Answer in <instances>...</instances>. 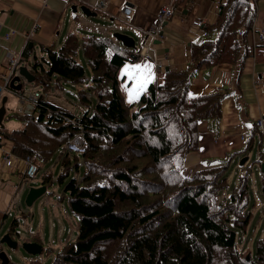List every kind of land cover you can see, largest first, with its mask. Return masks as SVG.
I'll list each match as a JSON object with an SVG mask.
<instances>
[{"label": "trees", "instance_id": "trees-1", "mask_svg": "<svg viewBox=\"0 0 264 264\" xmlns=\"http://www.w3.org/2000/svg\"><path fill=\"white\" fill-rule=\"evenodd\" d=\"M257 16L256 0H222L217 21L203 25L204 37L192 42L188 64L159 71L129 103L121 69L140 57L139 48L75 32L60 44L41 45L43 55L26 65L35 80L21 78L22 88L8 86L7 94H23L26 83L47 90L88 82L78 90L81 115L40 93L31 114L7 108L5 119L17 118L19 126H0V138L12 143L13 156L33 158L39 167L75 135L84 136L82 155L59 154L60 183L71 155L75 165L82 157L86 168L64 187L69 210L79 218L78 234L56 250L51 264H264V238L255 239L254 252L249 248L257 231L249 207L251 172L264 162V134L257 123L243 148L206 160V167L192 175L184 173L188 153L199 149V122L207 120L217 131L225 97L219 91L191 96L194 75L203 66L242 65L244 35L254 29ZM80 50L90 68L88 80ZM255 54L264 58V43L256 45ZM89 94L96 97L93 105ZM255 147L257 157L241 167L230 188L227 172L236 167V156H251ZM51 181L47 171L42 183ZM260 188L264 194L263 172ZM16 225L15 219L11 231Z\"/></svg>", "mask_w": 264, "mask_h": 264}, {"label": "crops", "instance_id": "crops-1", "mask_svg": "<svg viewBox=\"0 0 264 264\" xmlns=\"http://www.w3.org/2000/svg\"><path fill=\"white\" fill-rule=\"evenodd\" d=\"M169 1L172 0H0V83L4 81L3 76L19 74V70H14L7 60L8 54L20 56V64L27 65L35 55H43L38 51L41 45L60 44L76 27L81 31L79 34L114 37V32H120L132 37L137 47H142V56L124 66L132 69L136 65H152L151 82L157 78L158 71H164L166 67L169 70L182 69L190 60L192 42L205 35L203 28L194 22L203 19V25L215 23L222 0H180V3L174 5L172 18L164 26L163 36L157 39L160 42L145 41V29L155 20L161 5ZM101 2H105L103 8L98 6ZM256 4L258 16L254 29L244 35L242 42L243 52L247 53L242 65L221 63L214 67L203 66L194 75L189 88L191 96L219 91L225 97L217 131H213L207 120L199 122V149L188 153L184 165L186 175H192L206 167L208 159L225 158L229 153L243 148L257 118L264 114V58H258L255 54L256 45L264 43L261 38V30L264 29V0H256ZM73 6L77 7L76 12L72 10ZM82 6H87L95 15L82 12ZM126 6L131 8V22L125 21L123 8ZM123 71L125 79L121 81V88L126 99L127 90L135 89L137 82ZM141 93L142 91L139 96ZM11 96L15 107L6 106L12 112L18 108L15 100L18 96L9 93L7 102ZM136 100L126 99V102ZM19 125L20 122L15 121V126L11 128ZM255 140L257 147L260 141L258 134L255 135ZM256 147L247 162L256 158ZM243 156L245 155L236 156L235 172L238 174L242 172L239 160ZM13 161L12 166L6 165L4 151L0 148V239L6 233H11L14 219L6 233L1 232L2 225L12 208L19 206L23 210L22 201L27 189V165L17 157H13ZM54 194L55 191H50L49 196L41 203L39 218L35 207L32 208L30 213L33 224L35 225L36 219L39 221L37 235L32 240L26 238L24 242H36L41 238L42 243L49 230L62 240L66 235L68 237L72 234L67 232V222L72 221V214L65 207L64 201L59 200L60 196L56 194L58 198L54 200ZM49 205L53 209L47 212ZM5 246L7 245L0 243V250H5ZM7 254L8 257L11 256L12 264H22V259H28L23 250L16 253L20 259L18 262L14 261L15 255L11 252ZM34 259H30L32 264H40L38 259Z\"/></svg>", "mask_w": 264, "mask_h": 264}, {"label": "rangeland", "instance_id": "rangeland-1", "mask_svg": "<svg viewBox=\"0 0 264 264\" xmlns=\"http://www.w3.org/2000/svg\"><path fill=\"white\" fill-rule=\"evenodd\" d=\"M38 51H41V49H39ZM42 52V51H41ZM79 60L84 64L85 68H86V77L87 80L88 78H90L91 76V72H90V68L88 67V65L86 64V61L83 58L82 55V51H79ZM125 68H127L126 66H123L121 69V74L122 72H124L123 70H125ZM81 88H85V86L82 84L80 85H73L71 83H66L64 85L63 88H56L54 86H51L49 89L45 90L42 88V86L37 85V84H28L26 83L24 85V91L26 95H29L30 93H32L35 90H38L40 93H45V95L54 103L57 104H61L63 106H66L72 110H74L76 113H78L79 115L82 114V101L83 98L81 95H78V90ZM134 88H129L127 90V97L126 99H129L130 97V92H132ZM129 92V93H128ZM90 99L92 100V105L96 103V97L95 95L89 94ZM16 102L18 103L17 106L21 107V103L20 101H18V99H15ZM7 106L8 107H15V105H13V97L11 96L9 98V101L7 102ZM15 121H19V119L14 118V117H10L5 119V125L9 128L15 126ZM17 127V126H16ZM62 150L59 148L56 150V152L53 154V156L44 164L41 165V167L39 168L37 174L34 177H26L25 183H26V193L25 196L23 198L22 201V209L21 210L19 208V206H16V208H12L10 211L12 212V214L7 217V220L3 223V229L1 230V232L6 233L8 231L9 225L11 224L12 220L16 217V216H23L29 225L33 226V228L37 229L38 227V222L37 219L35 221V225L33 224V217L31 215V210L32 208L35 207L36 210V215L37 218H39V213L41 210V203L43 202V200L45 198H47L49 196L50 191H55V197L54 200H57V196H60L59 200L61 202L64 201V205L67 208V210H69V206H68V195L66 193H64V187L65 184L67 183L66 181H69V179L72 178H77L80 179V177L83 175L85 168H86V164L84 163V161L82 160V157H79V163L77 165H75L74 163V157L73 155L70 156L71 160H72V165L69 167V169L66 171L65 176L63 177L65 183H60V181L58 180L60 173H61V158L59 157V154ZM253 169L251 172V202H250V210H252L253 215L251 218V226L252 228H257L256 232H253V236L251 238V242H249V248H251V251L254 252L255 250V239L258 237H263L264 238V232H261L260 230L263 228L264 229V211H262V202H264V194L261 191V177H262V172L260 171V169H256L255 165H253ZM48 171L52 174V181L48 183V185L46 184H42V177L45 174V172ZM238 176V173L235 172V167L231 166L227 172V178H228V182H229V186L230 188L234 185V182L236 180ZM45 185L47 188V191L41 195L39 198L36 199L35 204L33 206H28L26 203V198L27 195L30 191V189L32 187H38V186H42ZM54 193V192H52ZM53 209L51 205H49L47 207V212L48 210ZM70 211V210H69ZM68 211V212H69ZM71 217H72V221L71 222H67L68 223V229L67 232L69 230V228H72V234H70L68 237L66 235V237L62 240L60 238V236L58 238H56L53 233H51V231L49 230L47 232V237L44 241H42L41 243V238L40 240H38L37 242L40 243L43 247H44V251L39 254V255H32L29 254L28 252H26L22 247V243L25 241L27 235H26V228L23 225H16L15 229L19 228L22 229L24 231V235L21 236H17L15 234L14 231H11L12 235L15 237V239L18 241L19 246L16 249H12L9 248L7 246H5V251L11 252L13 255H15V260L16 262L20 261L18 255H16V253L21 252V250H23L24 252H26L28 259H22V264H32V262L30 261V259H34V257L36 259H38L40 262V264H51L55 254H56V250L59 249V247H57V243H64L67 240L68 241H74L76 239V236L78 234V226H79V218L74 215L71 211H70ZM251 233L248 234V238L250 236ZM4 235V234H3ZM41 237V236H40ZM43 237V235H42ZM2 238V237H1ZM50 247L52 250L48 253L46 251V248ZM7 252V253H8ZM31 257V258H30ZM33 257V258H32ZM35 260V259H34Z\"/></svg>", "mask_w": 264, "mask_h": 264}, {"label": "built area", "instance_id": "built-area-1", "mask_svg": "<svg viewBox=\"0 0 264 264\" xmlns=\"http://www.w3.org/2000/svg\"><path fill=\"white\" fill-rule=\"evenodd\" d=\"M103 5H105V2H101L98 4L99 7H102ZM172 5H173V1L162 4L160 10L158 11L155 17V20L152 22V24H150L145 29V33L147 34V37H148V42H152L154 39L160 37L163 31L164 22L168 21L173 15ZM123 13L126 16V20L128 22L131 21V8H129L128 6L124 7ZM195 24L198 26H201L203 24V19H197L195 21ZM75 32H79L78 27L75 28ZM261 38L262 40H264V29L261 31ZM7 60L9 61V63L14 69L16 68L20 60V56L10 53L7 55ZM3 80L4 81L0 83V105L3 99V96L7 91V84L10 81V76H7V75L3 76ZM39 96H40L39 91H33L29 95H26L25 92L23 94H20L19 95V101L21 103V107L19 108L20 112L31 114L34 111L35 102L38 100ZM256 123L264 134V115L259 117L256 120ZM0 147L4 151V160H5L6 165L12 166L14 161H13V154L11 152V147H12L11 143L9 141H5L4 139L0 138ZM60 149L62 151L67 150L69 152L76 153L78 155L84 153L86 150V144H85V139H84L83 134L79 133L75 135L70 141L62 145ZM25 163L27 165L26 175L28 177H34L38 172L37 162L34 161L33 158L27 157L25 160ZM263 210H264V202L262 203V211ZM8 214L11 215L12 212L10 211ZM15 218L17 220L18 225H23L26 228L27 235L37 234V230L33 228V226L29 225L27 220L23 216H16ZM261 231L264 232V229H262ZM71 232H72V229L69 228L68 233H71ZM16 233L19 235H23L24 231L22 229L17 228ZM236 234H238L240 242L243 243L244 240L242 237V232L240 233V230H238Z\"/></svg>", "mask_w": 264, "mask_h": 264}, {"label": "water", "instance_id": "water-1", "mask_svg": "<svg viewBox=\"0 0 264 264\" xmlns=\"http://www.w3.org/2000/svg\"><path fill=\"white\" fill-rule=\"evenodd\" d=\"M72 10L74 12L77 11V7L73 6ZM81 11L86 13L87 15H95L94 12H91V10L87 6H82ZM167 24V22H166ZM163 34V33H162ZM113 36L121 41L125 46L129 48H136L135 40L130 37L127 34L120 33V32H114ZM159 43L160 40H156V43ZM166 70H169V67H166ZM25 78L28 83H31L35 80V77L31 72L28 70V67L26 65H21L19 68V74L13 77L10 81V86L14 89H20L22 88L21 78ZM8 100V96L5 95L3 97L2 105L0 107V126H4V118L7 112L6 103ZM249 159V156L245 155L240 160V165H244ZM262 172H264V162L262 163ZM47 191V188L45 185L38 186V187H32L27 195L26 203L28 206H32L37 198H39L41 195H43ZM0 243L6 244L9 248L16 249L19 244L18 241L15 240L10 233H6L1 239ZM21 247L28 253L32 255H38L41 254L43 251V246L38 242H23ZM249 257V256H248ZM0 259L2 260V264H9L8 254L5 250H0Z\"/></svg>", "mask_w": 264, "mask_h": 264}, {"label": "snow or ice", "instance_id": "snow-or-ice-1", "mask_svg": "<svg viewBox=\"0 0 264 264\" xmlns=\"http://www.w3.org/2000/svg\"><path fill=\"white\" fill-rule=\"evenodd\" d=\"M125 74L136 80L137 87L130 92V101L138 99L139 94L146 88V85L151 82L152 79V65H136L132 69H125Z\"/></svg>", "mask_w": 264, "mask_h": 264}]
</instances>
